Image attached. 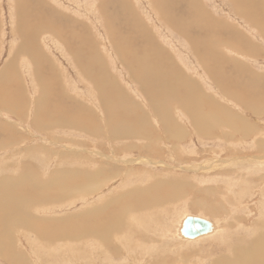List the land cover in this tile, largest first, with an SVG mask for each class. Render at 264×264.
I'll return each instance as SVG.
<instances>
[{"label": "rangeland", "instance_id": "1", "mask_svg": "<svg viewBox=\"0 0 264 264\" xmlns=\"http://www.w3.org/2000/svg\"><path fill=\"white\" fill-rule=\"evenodd\" d=\"M163 1L186 33L153 0H27L29 12L44 11L49 21L28 47L31 62L28 52H14L15 0H0V187L28 183L20 193L37 206L32 227L0 224V264H213L228 252L219 250L224 242L184 239L177 227L187 216L214 220L225 233L240 226L243 238L264 222V3L249 6L251 17L234 0ZM156 56L178 97L196 89L194 107L208 128L178 98L160 94L157 106L166 108L154 106L152 72L150 83L140 82L135 59L151 69ZM128 125L134 134L113 136ZM34 176L52 185L34 188ZM149 182L166 187L164 202L146 210L152 229H136L134 212L130 245L115 239L122 233L102 243L88 235L101 233L95 220L108 213L94 204L148 199L132 188ZM209 197L221 202L219 216L196 209L199 198L212 204Z\"/></svg>", "mask_w": 264, "mask_h": 264}, {"label": "bare ground", "instance_id": "2", "mask_svg": "<svg viewBox=\"0 0 264 264\" xmlns=\"http://www.w3.org/2000/svg\"><path fill=\"white\" fill-rule=\"evenodd\" d=\"M26 1L27 0H15V2H14L16 4L15 5L16 21H15V24H14L15 30H16L15 31V35L20 40L18 45H17V48H16V50L14 52H17V50L20 51V52H23V51H25L26 53L28 52L27 54L30 55V56H28L27 54L25 56H27L26 58L30 59L31 62H32L31 56H33V55L29 54L30 50H28L29 49L28 47L31 45L32 41H38V39L40 40L39 34H40V32L42 30L43 31L48 30V29H45V26H43L44 28H40V26H38V25L44 24L45 22H49V21L47 19H44V18H46V14H45L44 11L41 12V11H38V10H33L34 13L33 12H29L28 9H27L28 5H27ZM153 1L155 3L156 9L160 13V15L163 18H165L168 21V23H170V25L172 27L178 29L182 33H186V28L182 24V22L180 20H178L177 18H174L165 9V5L166 4L164 3L163 0H153ZM234 1H235V3L238 6L241 7L242 12L245 13L244 15H248V16L256 15L257 11L255 10V8L249 7V6H254V3H257L255 0H234ZM261 1L264 3V0H261ZM29 10H30V8H29ZM103 10H106V9H103ZM61 16H59V17H61ZM251 17H249V18H251ZM23 19L25 21L24 24H19L18 21L19 20H23ZM109 22L107 21L106 23H109ZM46 24H48V23H46ZM107 25H111V24H107ZM110 28H111V26H110ZM55 30H57V29H55ZM55 32L58 34V31H55ZM33 35H35V37ZM55 36H57V35H55ZM215 44L216 43L214 41V43L212 42L210 44V46L214 45L213 48H215L216 47ZM157 56L154 59V61L152 60L151 69H148L147 67H144V65L146 63H144L143 59H135L136 63L141 64V68L139 69L138 74L136 72V75H135V77L138 78L140 82L143 79V81H147L148 83H150L151 82V78H150L151 77V73H150V71L152 72V101L155 104L154 106L157 109H159V110H163V109L165 110V108H166L165 105L163 106V104H161V105L157 106L158 105L157 102L160 99V97H159L160 94L165 99L164 102H168V101H171V99H177L178 98V101L181 103L182 107L186 108L192 114V117H194L195 121H197L200 124V126L203 125V126H206V128H208L207 125H204V124H207L206 122L200 121L198 119L197 107H194L195 104L198 106V104H197L198 103V98H196L197 95L194 96L195 94H197L196 89L194 87L190 86L191 89L189 88V91H187V89H186L187 93H186L185 97L183 95H180V97H178L177 96L178 91L176 90L177 88L173 89L171 87L170 88L166 87L167 85H165V83H167L166 81H167L168 77L167 76L165 77L164 75H162L160 73L161 72L160 69L159 70L156 69V68H158V66L160 64L159 59H158ZM146 68L148 69L147 73H146ZM153 68H155V70L152 71ZM103 79H105V78H103ZM103 81L100 84L101 87L102 86L105 87L104 86L105 84L103 83ZM99 82H100V80H99ZM168 86H169V84H168ZM167 90H169V91L167 92ZM181 97H183V98H181ZM190 107H191V109H190ZM61 123L63 124L64 122H61ZM115 128H118V124H117V126ZM123 129H125V130L120 131L121 129H119V130L117 129L115 131V133L113 134V136L115 137V136H119V135L128 134V133H131V132H133V134H134L133 129L131 127H129V125L125 126V128H123ZM263 145H264V143L262 144V146ZM258 146H260V145H258ZM261 148L263 149V147H261ZM261 151H263V150H261ZM255 154H257V152ZM70 170L72 171L73 169H69L67 171H70ZM62 173H66V172H62ZM70 173H72V172H70ZM74 173H76V172H74ZM94 173L95 172H92L90 176H93ZM59 174L60 175L55 176V178H58V177L62 176L61 173H59ZM112 174H114V173H112ZM116 174H118V173L116 172ZM55 175H56V173H55ZM68 177H69V175H68ZM75 177H78V176L75 175ZM153 177H155V176L153 175ZM33 179L36 181V179H38V178H36L34 176ZM63 179H66V178H63ZM75 179H74V181H75ZM107 179H109V178H107ZM58 181L59 180H57L55 182H58ZM65 182H66V180H64V183ZM260 182H262V180ZM169 183L171 184V188L173 190V191L169 192V194H171L170 198H173L174 196H175V199L178 198V196H179L178 195V191H176L177 185L174 182H170L169 181ZM25 184H28V183H25ZM43 184L46 185V186L52 185V184H49V183L37 182L36 181V182H32V184L30 186L33 185L34 188L37 187V186H40L41 189H42L43 188ZM1 185H3V184H1ZM5 185H6V187H4L3 191H2V187H0V224H3L7 228H14L17 225H20V226L26 225V227L27 226L32 227L29 222H30V218L32 216V212L36 211L35 208L37 206L33 202V200L29 199L30 198L29 196H27L25 194L23 195L22 192L20 193V190L23 189L22 186H20V185H23V183L14 185L9 180L8 184H5ZM97 185H99L97 183V181L93 182V185L91 186V188H88V190L90 191V190L96 189ZM143 186L150 187V188H142ZM174 186H176V187H174ZM132 187H133V183H132ZM163 188L165 189L166 187L164 185L160 187V183L159 182H157L156 184L152 183V182H149L147 185L146 184H139L136 187L132 188L133 194L136 195V194L140 193V195H144L146 192H149L148 194H151V195H149L148 199L145 198V199L140 200V198H139V199H137L135 201H133L134 199H131V201H133V202L130 201L131 202L130 204H128V199H126L127 201L123 200L122 203H121V201H120L121 198L118 199L115 202H111V203L107 202L106 204H104L103 202H105V200H107V199H104V200L101 201V203L94 204V205H96V207L105 209L106 211H108V213H107V215L104 218L101 217L100 223H97L96 222L97 220H95V224H96L95 226L97 227L98 231L101 230V233H98V232L95 233L94 231H97V230H94V231L91 230L90 232H88V235L89 236H91V235L94 236V234H96L97 237L99 238V241L102 243L103 241H106L111 236H115L116 237L117 234L122 233L121 235L117 236L115 239L119 238L120 240H123L122 244L124 243V241H127L126 244H129L130 243L129 238L131 240H133L132 239V236H133L132 233L134 232V231H131V230H130V232H128L129 229L132 228V226L129 227L130 222L127 221V220H129V216H132V214L134 212L136 213L135 216H136L137 219H134V221H132L133 225L134 226L136 225V229L140 226V224H143L141 227L145 226L147 228V230L152 229V226H151L152 223L150 221V215H146L145 216L146 210L149 209V208L158 207L164 202V200H161L159 198V195H161V193H163V190H164ZM226 188L228 189V187H226ZM140 190H145V191H141L140 192ZM172 193H174V194H172ZM166 194H167V192H166ZM222 194L224 196H228V194L226 192H222ZM219 196H221V194H219ZM209 198H212V200H213V201L211 200L212 204H210V201H203L200 198L197 199V203H195V204L198 206V208H196V209L202 210L203 212L209 213V214L210 213H216V215L218 214L217 216H219L221 211L223 212V210L221 208L222 207L221 202L218 204L219 200H217L216 198H213V197H209ZM114 204H115V206L113 207ZM214 204L216 206H214ZM110 207H112V209ZM143 211H145V212H143ZM205 213H203V214H205ZM189 216H192V215H189ZM198 217H200V216H198ZM201 218L208 219L209 221H211L213 223L212 231H210L208 233H205V234H203L201 236L195 237V238H186L185 237L184 239L192 240V241H195V240L198 241L199 238L201 239L203 236H215L214 239L222 240L224 243H223L222 247H220L219 250H223L224 249L225 251H223V252H226V251H228V252L225 255L219 257L218 259H215V260L211 261V263L213 262V264H264V222L262 220L261 221L263 223L260 224L258 227H256L254 229V232L252 231L253 232L252 235H248L247 238H245V236H244V238H243V237H240V235H238L239 233L237 232V230H239L238 228H240V226L235 229L236 231H235V233L233 232V234L232 233H225V231L220 232L221 230H218L217 223L214 220H210L209 218H206L204 216L201 217ZM260 218H262V217H260ZM184 220H183V222H184ZM183 222H182V225H183ZM233 224H232V222H231V224L229 223V225L226 223L225 225L228 226V227H226V229L228 228L229 230H232ZM182 225H179L180 227L179 226L177 227L178 228V232L181 235H182V233H181ZM164 227H162V228H164V230L160 231V232H162V235L168 234L167 231L170 230V229L167 228L166 225ZM156 228L158 229V227H156ZM223 228H225V227H223ZM241 228H242V226H241ZM106 229H108L109 231L106 230ZM116 230H118L120 232H115ZM37 231H39V230H37ZM171 233H173V231H171ZM39 234L42 235V232L39 231ZM158 234L161 235L160 233H158ZM1 237H2V234H1V229H0V239H1ZM183 237H181L180 239H182ZM233 238H234V242H230V240L233 239ZM172 241L174 242V240H172ZM137 242H138V240L135 241L136 245H137ZM169 242H171L170 238L164 239L163 243L161 242L162 243L161 247H163V250H165L167 248V245H168V249H170L169 248ZM179 242L184 244L181 241H179ZM129 245H127V246L129 247ZM175 246L177 247V245H175ZM104 250H105V252H104ZM107 250L110 251V249H107ZM107 250H106V248L102 249V252L104 253L103 254L104 257H105V253L107 252ZM167 250H165V251L167 252ZM0 252H1V247H0ZM162 257H163V255H162Z\"/></svg>", "mask_w": 264, "mask_h": 264}, {"label": "water", "instance_id": "3", "mask_svg": "<svg viewBox=\"0 0 264 264\" xmlns=\"http://www.w3.org/2000/svg\"><path fill=\"white\" fill-rule=\"evenodd\" d=\"M213 223L198 216H188L182 225L181 233L186 238H195L212 231Z\"/></svg>", "mask_w": 264, "mask_h": 264}]
</instances>
